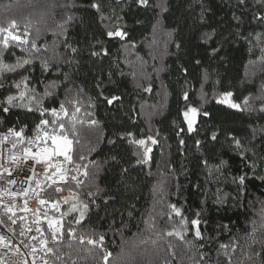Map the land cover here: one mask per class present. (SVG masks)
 Returning <instances> with one entry per match:
<instances>
[{
	"label": "trees",
	"instance_id": "obj_1",
	"mask_svg": "<svg viewBox=\"0 0 264 264\" xmlns=\"http://www.w3.org/2000/svg\"><path fill=\"white\" fill-rule=\"evenodd\" d=\"M257 15H264L259 0H0V27L16 22L23 36L27 26L40 48L29 55L10 44L5 52V63L30 62L0 73V131L58 120L73 141L70 176L78 179L64 188L74 201L62 205L64 239L48 238L62 256L49 253V264H264V22ZM116 29L123 39L107 36ZM10 95L15 106L6 103ZM113 96L120 99L109 104ZM224 96L240 108L220 103ZM192 108L189 133L184 113ZM49 109L57 114L41 116ZM46 133L48 146L61 136L59 124ZM81 165L87 176L83 167L75 171ZM172 205L189 221L201 212L202 240L168 235L179 227Z\"/></svg>",
	"mask_w": 264,
	"mask_h": 264
},
{
	"label": "built area",
	"instance_id": "obj_2",
	"mask_svg": "<svg viewBox=\"0 0 264 264\" xmlns=\"http://www.w3.org/2000/svg\"><path fill=\"white\" fill-rule=\"evenodd\" d=\"M14 130H22V136L18 138L10 135L9 130L0 131V139L7 136L6 140L0 142V220L4 221L0 223V237L10 241L8 247L0 244V264H43L44 260H48V255L45 256L43 251H38L34 255L33 247L39 249V239L44 238L48 241L49 237H53V232L57 233V238L59 237L60 230L55 226L49 230L47 221L61 220L64 229L65 213L62 205L68 201L66 200L68 195L74 196V192L65 189L64 186L76 180L71 179L70 165L60 160H47L41 155L39 148L45 141L47 125L40 128L36 126L31 132H28L26 128ZM37 136H39L38 139ZM13 143H15V148H13ZM25 148L30 150V154H25ZM13 154L17 157L15 160L11 159ZM32 155H36L37 160H32ZM57 166L61 170H69L63 181L58 176L52 175L56 172ZM8 173L11 175L9 176ZM76 177L78 179V176ZM9 180H14L16 183H9ZM22 189H29L26 197L22 193L15 196L10 195V193H20ZM40 199L49 201V203L41 205ZM54 204L56 207H53ZM7 207H12L16 213L12 217L17 221L15 225L11 224L8 219L11 213L5 214ZM25 208L27 211L24 210ZM43 213L48 215L44 216ZM37 227L42 229V233L35 231ZM29 228L32 231L29 232ZM22 229L24 235H21ZM33 236L37 238L35 241L32 240ZM25 243H28L29 247H25ZM15 248H19L20 252L16 253Z\"/></svg>",
	"mask_w": 264,
	"mask_h": 264
},
{
	"label": "snow or ice",
	"instance_id": "obj_3",
	"mask_svg": "<svg viewBox=\"0 0 264 264\" xmlns=\"http://www.w3.org/2000/svg\"><path fill=\"white\" fill-rule=\"evenodd\" d=\"M259 2L261 4H264V0H259ZM138 3L141 4V5L147 6L148 0H138ZM240 3L244 4L245 0H240ZM91 7L96 8L97 10H99V5L96 4V3H92ZM72 19H73L72 16L68 17L69 21L72 20ZM254 19H256L258 22H264V15H257V16L254 17ZM67 22L68 21H65V23H67ZM17 28H18V25L16 24V22H12L11 24H9L8 28L0 27V36H2V39H0V73L14 72L17 69L23 68V66L25 64H28L30 62L29 59L17 58V61L14 64L5 63L4 62V55H5L6 50L9 48L10 44H15L16 47H20L22 51L28 52L29 55H31L32 52H39L40 51V48L37 46L35 40H31L30 41L28 39L29 33L27 32V26L25 27V32H24L23 36L21 34H19L18 32H15V30ZM125 35H126V33L121 31V30H119V29L109 30L107 32V36L109 38H120V39H123ZM29 44H31V48L30 49L28 47ZM71 50H72V52H76V49H74V48L71 49ZM213 51L215 52V50H213ZM104 54L105 55L107 54L106 50H104ZM92 55L93 56L100 55V52L93 51ZM197 63H199V61H197ZM43 67L44 68L48 67V62L47 61H44ZM23 81H28V77H24ZM15 86L17 88L20 87V85L18 83ZM2 87H4V85H3V83H0V88H2ZM25 87L26 88L28 87L27 83L25 84ZM46 95H47V93H46ZM225 95L226 96H231V93H226ZM19 98L20 99L24 98V92H20L19 93ZM16 99H17L16 96L10 95V96H8L6 98V103L9 106H15L13 104V102ZM118 99H120V98L116 97V96H113L112 98L108 99L107 102L109 104H112L113 101L118 100ZM184 99L185 100L188 99V94L187 93H185ZM244 103L247 104L248 100L245 99ZM230 107L237 108V109L240 108V106L236 105V104H232V105H230ZM63 109H64V105H61V110H63ZM9 110H10L9 107H3V111L5 113H7ZM29 111H31V108H29ZM49 111L51 113H53V114H57V110L56 109H49V110H45V112H42L41 116H44L45 113L49 112ZM188 111L196 112L197 110L192 108V109H189ZM261 111H264V107L261 108ZM65 115H67V113H65ZM184 115H185V118L187 120L188 132L191 133V132L194 131L193 121H192V119L188 118V112L187 111L184 113ZM205 115H207V113H205ZM49 123H51L53 125L58 123L59 127L61 129L62 141L60 143H57L56 139L54 137L52 138L53 139V144H57L56 155L63 156L65 161H67L69 164H72L73 163V156L70 154V151H71V146L73 144V141L68 139V137L65 136L64 133H63V130L65 129V123L63 121H58V120L49 121V120H46V119H41L39 124L37 125V128H40L42 126H46ZM181 131H183V129ZM9 134L10 135H14V136L19 138V137L22 136V130L21 131H15L14 129H9ZM127 135L131 136L132 133H128ZM38 138H39V136H37V139ZM217 138H218L217 133L213 132L212 136H211V139L212 140H216ZM6 139H7V136H5L2 139H0V142H3V140H6ZM147 139L151 140L153 144H155L157 142L151 136H149ZM29 143H32V142L29 141ZM137 143L141 144V145H146V141L145 140H139V141H137ZM183 143H184V141L181 140V144H183ZM196 144L200 145L201 141L197 140ZM236 145H237V147H239V141H236ZM13 148H15V143H13ZM146 151H148L147 148H146ZM24 152H25V154H30V150L28 148H25ZM45 154H47V149H45ZM16 158L17 157H16L15 154H13V156L11 157V159H13V160H15ZM31 158H32V160H37V156L36 155H32ZM80 159L83 160L84 157L81 156ZM37 162H40V161H37ZM206 163L207 162L205 161V164ZM224 163H225V161H221V165H223ZM81 167L84 168L83 175L87 176L88 175L87 165L78 166V167L75 168V171L79 172ZM217 167L219 168L220 165H218ZM5 171H7V170L5 169ZM68 172H69L68 169L61 170L60 167L57 166L56 172H54L52 175L54 177L58 176L59 179L61 181H63L65 179L66 175L68 174ZM8 175L10 176L11 173H8ZM33 175H35L34 171H33ZM71 179L72 180H77V177L76 176H72ZM244 179H245V177H243V176L240 177L241 182H243ZM9 183H16V181L9 180ZM77 183L79 184L80 181H77ZM37 186H39V184H37ZM57 190H59V189H57ZM28 192H29V189H22L20 193H10V195L15 196V195H20L22 193L23 196L26 197L28 195ZM37 198L39 199L38 194H37ZM39 203L41 205H44L46 203H49V201L40 199ZM25 204H27V200H25ZM53 207H56V205L54 204ZM84 207L88 208V205H84ZM171 207H172V211L175 213V216L179 217V221H175L174 222V223L178 224L179 227L178 228H174V230L172 232H169L168 235H170V236L175 235V236L179 237L180 239H184L187 243H192V241H187L186 240V237H187L188 233H192V235L194 236V239H201L202 240L204 238V236H203V233H202V231L200 229L201 212L199 210L196 211L195 214H194V218L189 221L184 216V214L181 212V210L179 208H177L175 205H172ZM24 210L27 211L26 208ZM8 213H11V215L8 216V219L11 221V224L15 225L17 223V221H16V219H12V217L15 216L16 213L13 211L12 207L5 208V214H8ZM43 215L47 216L48 214L47 213H43ZM20 219H21V221H23L22 217ZM170 219H172V217H170ZM76 222L80 223L79 220L76 221ZM0 223H4V221L0 220ZM47 223H48V229L49 230H52L54 226H55V228L60 230L59 231V238L61 240H63L64 237H65V233H64L62 221L58 220V219H53V220L47 221ZM9 230L11 231V229H9ZM28 231L30 232V231H32V229L29 228ZM35 231L38 232V233H42V229L40 227H37L35 229ZM21 235H24V230L23 229L21 230ZM67 236L70 237V238H73V239L75 238V234H74V232H73V230L71 228L68 229ZM36 239L37 238L35 236L32 237L33 241H35ZM52 239H53L54 242L56 241V239H57V233L56 232H53ZM103 239L104 238L102 236L99 238L100 247L103 246ZM80 240H81V243L84 242V238L83 237H81ZM87 243L89 245H91L92 248H95L97 246V242L95 240H93V239H88ZM0 244H3L5 247H8L9 244H10V241L5 240L4 237H0ZM24 246L25 247H29V244L25 243ZM67 246L69 248H71L72 245H71L70 241L67 244ZM222 247H225V246L222 245ZM14 251L16 253H19L20 249L19 248H15ZM38 251H43L45 253V256H47L49 253H52L53 255H55L56 260H61L62 259L61 255H57L56 254L58 249H54V248L50 247L48 241L46 239H44V238H40L39 239V249H37L36 247H33V254L34 255ZM86 251L91 252V249H86ZM108 255H110V254H107V253L105 254V256H104V260L105 261H107ZM203 259H204V257L201 256V260H203ZM43 264H48V260H44Z\"/></svg>",
	"mask_w": 264,
	"mask_h": 264
},
{
	"label": "rangeland",
	"instance_id": "obj_4",
	"mask_svg": "<svg viewBox=\"0 0 264 264\" xmlns=\"http://www.w3.org/2000/svg\"><path fill=\"white\" fill-rule=\"evenodd\" d=\"M219 102L223 103L225 105H231V103L229 102V99L226 96H224ZM188 118L192 119L193 125H194L195 120H196V113L188 111ZM184 119H185V123H186V126H187V120L185 118V115H184ZM53 137L56 139L57 143H60L62 141V137L61 136H58V135L52 136L51 139H50V144L48 146L47 145H41L40 146L39 149H40L41 155L47 160H53V161L60 160V161L65 162L66 164L69 165V163L64 160L63 156L56 155L57 144H53V139H52ZM46 139H47V134H46L45 140ZM45 149H47V154H45ZM66 200L74 201V198L71 195H68L66 197Z\"/></svg>",
	"mask_w": 264,
	"mask_h": 264
}]
</instances>
